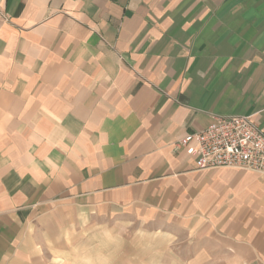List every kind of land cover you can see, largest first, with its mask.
Returning a JSON list of instances; mask_svg holds the SVG:
<instances>
[{
  "label": "crops",
  "instance_id": "obj_1",
  "mask_svg": "<svg viewBox=\"0 0 264 264\" xmlns=\"http://www.w3.org/2000/svg\"><path fill=\"white\" fill-rule=\"evenodd\" d=\"M214 116L264 130V0H0V264H264V176L176 147Z\"/></svg>",
  "mask_w": 264,
  "mask_h": 264
},
{
  "label": "built area",
  "instance_id": "obj_2",
  "mask_svg": "<svg viewBox=\"0 0 264 264\" xmlns=\"http://www.w3.org/2000/svg\"><path fill=\"white\" fill-rule=\"evenodd\" d=\"M191 150L195 170H239L264 176V130L249 116H214L211 124L176 143Z\"/></svg>",
  "mask_w": 264,
  "mask_h": 264
},
{
  "label": "clouds",
  "instance_id": "obj_3",
  "mask_svg": "<svg viewBox=\"0 0 264 264\" xmlns=\"http://www.w3.org/2000/svg\"><path fill=\"white\" fill-rule=\"evenodd\" d=\"M122 245L120 231L100 226L95 232L86 233L77 247L79 251L91 257L88 264H114Z\"/></svg>",
  "mask_w": 264,
  "mask_h": 264
}]
</instances>
